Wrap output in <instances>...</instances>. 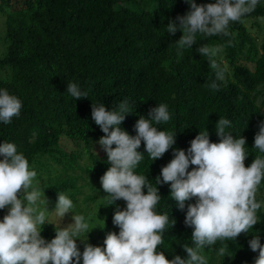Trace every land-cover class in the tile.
Wrapping results in <instances>:
<instances>
[{
    "label": "trees",
    "instance_id": "16d2710c",
    "mask_svg": "<svg viewBox=\"0 0 264 264\" xmlns=\"http://www.w3.org/2000/svg\"><path fill=\"white\" fill-rule=\"evenodd\" d=\"M214 2L195 0L198 6ZM13 3L20 5V12L8 13L5 5ZM189 10L185 0H0V15L6 18L0 90H7L22 103L19 116L11 123L0 122V144L14 143L29 165L39 157H48L61 167L55 180L42 181L47 195L58 198V193H64L75 202L84 187L79 181L84 179L69 173L80 171L100 179L111 167L97 151L105 134L91 118L92 104H103L112 111L119 110V104L126 100L129 113L120 128L132 137L137 135L136 122L148 118L151 108L168 106L169 121L153 122V126L175 136V144L153 161L142 141L137 151L143 159L134 173L144 175L158 188L161 199L155 211L167 215L168 223L157 251L169 260L176 255L187 260L182 246L194 247L193 228L185 225V217L187 206L195 204L196 198L186 201L180 210L171 198L170 184H157L158 177L162 180V167L174 158L175 150L187 154L190 142L200 132L207 131L210 142L219 143L216 124L220 118L230 121L226 133L246 139L248 167L260 155L254 148V137L264 121V34L258 45L247 26L251 22L252 28L262 30L256 20L264 19V0L240 21L231 22L229 35L197 33L195 44L178 55L179 23L175 35L167 32V25ZM202 45L220 47L215 59L227 68L223 81L216 80L208 57L197 52ZM213 81L219 91L209 87ZM70 82L86 92L87 98L75 100L67 94ZM63 141L71 146L69 150ZM83 154L89 162L85 168L79 165ZM102 196L109 204L111 198L103 189ZM256 199L262 204L256 213L257 224L236 239L218 240L203 249L207 264H254L259 253L250 249L249 241L259 235L264 246V180ZM110 206L125 210L126 202L121 199ZM4 216L5 209L0 210V222ZM113 216H108L104 232L118 234ZM41 237L51 242L55 234L46 232ZM224 245L227 251L220 256L218 249Z\"/></svg>",
    "mask_w": 264,
    "mask_h": 264
},
{
    "label": "clouds",
    "instance_id": "9594fccd",
    "mask_svg": "<svg viewBox=\"0 0 264 264\" xmlns=\"http://www.w3.org/2000/svg\"><path fill=\"white\" fill-rule=\"evenodd\" d=\"M185 2L190 5L187 14L167 25V32L175 35L177 21L179 23L182 36L176 42L178 55H182L185 47L195 44L197 33L208 37L229 35L230 23L252 13L259 0H215L199 6L195 0ZM220 51V47L207 45L197 49L200 55L208 57L217 81H223L227 71L226 66L221 67L215 59ZM209 87L219 91L215 81ZM66 93L75 100L87 98V93L74 82L67 84ZM21 107L17 97L0 90V122L11 123L13 117L19 116ZM118 109L108 111L103 104H92L91 118L105 134L98 143L111 165L100 178L103 191L111 198L110 205L122 199L126 209L115 211L113 224L119 228V233H108L104 247L85 245L83 264H207L203 249L218 240L236 239L257 224L256 213L262 204L256 195L264 180V121L258 125L254 137V148L260 155L246 167V139L233 138L231 133H226L230 121L220 118L216 124L219 143L210 142L207 131L200 132L190 142L187 154L184 150L174 151V158L161 169L162 180L156 179L157 184H170L171 198L178 202L180 210L185 208L186 201L196 198L195 204L187 206L185 217V225L193 228L194 247L182 246L188 259L176 255L169 260L163 252H158L168 216L155 211L161 199L158 188L144 175L135 174L134 169L143 159V154L137 151L142 141L153 161L175 144V136L153 126V122L169 121L168 106L159 104L149 110L148 118L141 117L135 124V137L120 128L129 113L127 101L121 102ZM0 156L3 157L0 160V210L8 209L0 222V264H73V261L80 264L76 237L89 229L85 216L74 214L73 224L56 228L55 238L45 241L40 227L45 225L49 211L47 207H38V202L47 204V200L42 201V192L33 186L37 173L30 170L28 160L17 152L14 143L0 144ZM190 165L194 166L191 171L188 170ZM144 189H147L146 194ZM73 207L67 195L58 193L53 212L61 220ZM249 247L259 253L254 264H264V246L259 235L253 236ZM226 251L224 245L217 254L225 256Z\"/></svg>",
    "mask_w": 264,
    "mask_h": 264
},
{
    "label": "rangeland",
    "instance_id": "374dc122",
    "mask_svg": "<svg viewBox=\"0 0 264 264\" xmlns=\"http://www.w3.org/2000/svg\"><path fill=\"white\" fill-rule=\"evenodd\" d=\"M5 9L8 11V13L16 14L17 12H20V5L15 3H13L12 6L5 5ZM256 21L261 23L262 30L252 28L251 22L247 23V26L249 27L251 35L254 37V39H256V43L260 45L261 37L264 34V19H258ZM5 22L6 18L0 15V54L4 51L6 45ZM220 60L224 64L223 57H220ZM63 145L66 146L68 150L69 148H71V146L66 141H63ZM97 148L99 154H104L105 158L108 160L107 154L99 144L97 145ZM38 160L42 163H38ZM88 163L89 162L87 155L83 154V156H81V158L79 159L80 167L85 168ZM29 167L30 170H34L37 173L36 177L33 180V186L38 188L42 192L41 200H47V204L38 202V207L40 209H44L47 207V210L49 211V213L47 214L45 225L40 227L41 236H43V234L46 232H49V234H56V228L60 227L61 229H63L70 224H73L74 221L72 217L74 214H83L85 216L86 222L89 224V229L86 232H82L78 237H76V244L78 250L81 253L80 264H83L82 253L86 244H90L94 247H104V240L106 238V235L110 233L104 232V228L106 226L108 216L111 213H115L117 208H112L107 203L106 199L102 196L103 188L100 183V179L94 176H88L83 172L76 171L75 174H69L74 176L81 175L80 177L84 180H80L79 183L84 187H82L80 191L81 195L75 197V202L72 201L74 207L70 210L71 212L66 213L65 216L60 220V218L57 217L53 212L58 198H54L53 196L47 195L43 192L42 181L49 178L55 180L57 178V173L62 172L61 167L53 163L48 157H39L33 164H30ZM36 168H38L40 171H36ZM89 197H93L94 200H88ZM7 211L8 209L5 208V215L7 214Z\"/></svg>",
    "mask_w": 264,
    "mask_h": 264
}]
</instances>
